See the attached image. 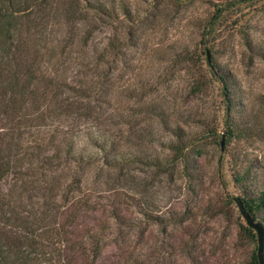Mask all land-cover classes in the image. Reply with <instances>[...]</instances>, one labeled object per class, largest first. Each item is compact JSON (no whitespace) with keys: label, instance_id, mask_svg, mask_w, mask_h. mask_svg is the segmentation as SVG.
Masks as SVG:
<instances>
[{"label":"rangeland","instance_id":"1","mask_svg":"<svg viewBox=\"0 0 264 264\" xmlns=\"http://www.w3.org/2000/svg\"><path fill=\"white\" fill-rule=\"evenodd\" d=\"M99 1L115 6V17L74 1V21L61 13L50 35L37 37L43 65L61 63L75 88L93 89L99 74L104 94L92 102L104 100L103 115L113 122H130L102 128L121 131L119 150L131 152L130 165L95 160L69 169L83 176L82 192L91 199L81 222L99 230L98 264H128L136 256L139 264H253L257 233L245 229L234 198H255L264 188V0L220 9L217 0ZM68 35L77 43L64 46ZM208 52L230 101L208 70ZM83 96L78 100L91 102L90 90ZM47 123L52 131L55 121ZM178 127L180 139L173 135ZM171 138L176 151L165 148ZM115 211L135 225H122ZM255 212L264 222V206Z\"/></svg>","mask_w":264,"mask_h":264},{"label":"trees","instance_id":"2","mask_svg":"<svg viewBox=\"0 0 264 264\" xmlns=\"http://www.w3.org/2000/svg\"><path fill=\"white\" fill-rule=\"evenodd\" d=\"M74 1L78 7L84 2L86 8L116 15L115 6L99 0H0V123L5 122L0 125V264H98L103 251L99 230H85L81 222L91 199L82 192L83 176L69 169L95 160L110 168L132 162L131 152L119 150L120 130L118 136L102 133L106 125L113 130L130 123L104 117V100L92 102V95L104 94L99 89L102 77L98 74L93 89L75 88L65 81L61 63L57 68L43 65L37 37L49 36L48 26L61 13L67 22L74 21L79 15ZM217 1H213L217 9L236 3ZM242 1L246 0H237ZM70 41L77 43L74 35L64 36L62 42L67 46ZM207 63L212 77L223 83L227 98L224 77L208 57ZM93 67L96 74L97 64ZM84 90L91 92L87 104L78 100L85 99ZM51 118L52 131L46 130ZM181 132L178 127L173 135L180 139ZM32 134L37 138L28 141L26 135ZM79 141L95 149L84 152ZM165 148L176 151V142L171 138ZM241 198L252 217L261 221L255 211L264 206V188L255 198ZM143 213L163 222L162 215ZM113 217L124 226L135 225L132 218L116 211ZM245 229L255 236V229L249 225ZM138 259L130 258L128 264H139ZM253 260L260 264L257 253Z\"/></svg>","mask_w":264,"mask_h":264},{"label":"water","instance_id":"3","mask_svg":"<svg viewBox=\"0 0 264 264\" xmlns=\"http://www.w3.org/2000/svg\"><path fill=\"white\" fill-rule=\"evenodd\" d=\"M208 59L210 61V53H207ZM240 213L245 218L247 224L256 230L258 238V250L257 255L260 261V264H264V224L261 221H258L252 217L250 212L246 209L244 202L240 196L234 198Z\"/></svg>","mask_w":264,"mask_h":264}]
</instances>
